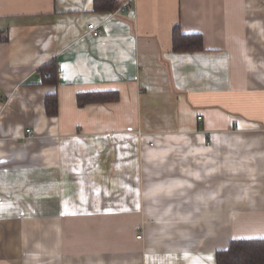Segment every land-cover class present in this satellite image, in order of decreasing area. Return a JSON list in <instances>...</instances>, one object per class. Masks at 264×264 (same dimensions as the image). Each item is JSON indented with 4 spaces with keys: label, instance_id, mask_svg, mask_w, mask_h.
<instances>
[{
    "label": "crops",
    "instance_id": "crops-1",
    "mask_svg": "<svg viewBox=\"0 0 264 264\" xmlns=\"http://www.w3.org/2000/svg\"><path fill=\"white\" fill-rule=\"evenodd\" d=\"M118 1L0 0V264H217L264 239V0ZM176 25L203 49L173 51Z\"/></svg>",
    "mask_w": 264,
    "mask_h": 264
},
{
    "label": "trees",
    "instance_id": "trees-1",
    "mask_svg": "<svg viewBox=\"0 0 264 264\" xmlns=\"http://www.w3.org/2000/svg\"><path fill=\"white\" fill-rule=\"evenodd\" d=\"M118 0H93L94 11L113 12L119 8ZM172 49L176 52L200 51L203 49L202 37L197 33H182L179 26L173 27ZM41 80L56 83V62L49 60L39 67ZM116 92L80 93L77 103L83 106L92 102H105L116 99ZM46 103L51 106L50 113H56L55 96H49ZM217 264H264V239H233L226 249L217 252Z\"/></svg>",
    "mask_w": 264,
    "mask_h": 264
},
{
    "label": "built area",
    "instance_id": "built-area-1",
    "mask_svg": "<svg viewBox=\"0 0 264 264\" xmlns=\"http://www.w3.org/2000/svg\"><path fill=\"white\" fill-rule=\"evenodd\" d=\"M87 30L90 31L93 35H97V31L95 30L94 26L91 24L87 25ZM198 119L201 118V116H197ZM27 134L28 135H32V131L30 129L27 130ZM138 238L140 237V235L137 236Z\"/></svg>",
    "mask_w": 264,
    "mask_h": 264
}]
</instances>
